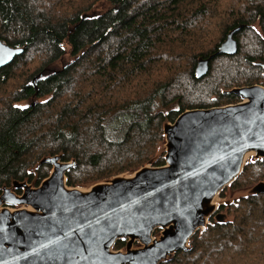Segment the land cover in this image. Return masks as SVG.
Here are the masks:
<instances>
[{
	"label": "trees",
	"instance_id": "obj_1",
	"mask_svg": "<svg viewBox=\"0 0 264 264\" xmlns=\"http://www.w3.org/2000/svg\"><path fill=\"white\" fill-rule=\"evenodd\" d=\"M238 28L237 53L218 54ZM0 40L24 49L0 70V196L15 181L39 186L45 157L76 163L69 187L137 171L161 150L165 123L264 86V0H0ZM201 58L209 72L198 78ZM19 67L28 75L5 92ZM113 114L130 117L115 136ZM263 165L250 159L229 190L264 181ZM231 206L229 224L211 220L166 264H264V194Z\"/></svg>",
	"mask_w": 264,
	"mask_h": 264
},
{
	"label": "water",
	"instance_id": "obj_2",
	"mask_svg": "<svg viewBox=\"0 0 264 264\" xmlns=\"http://www.w3.org/2000/svg\"><path fill=\"white\" fill-rule=\"evenodd\" d=\"M232 31L218 54L238 51ZM24 52L0 40V70ZM200 59L197 77L209 72ZM240 103L191 110L163 127L168 167H145L83 191L67 185L75 162L45 157L51 175L35 182H13L0 196V264H166L190 251L193 237L211 220L231 221L218 213L233 202L217 203L250 159H264V88L233 89ZM22 191L17 195L16 191ZM264 194V182L241 197ZM160 230V236L154 237ZM119 241L125 252L115 251ZM138 243L139 249H133Z\"/></svg>",
	"mask_w": 264,
	"mask_h": 264
},
{
	"label": "rangeland",
	"instance_id": "obj_3",
	"mask_svg": "<svg viewBox=\"0 0 264 264\" xmlns=\"http://www.w3.org/2000/svg\"><path fill=\"white\" fill-rule=\"evenodd\" d=\"M68 57H66V59H67ZM66 59L62 62V63H60V64H58V65H56V67L57 68H61V66L62 65H64V63H65V61H66ZM201 59H203V58H201ZM9 66H11V65H9ZM24 75V76H23ZM28 75V72L26 71V68H23V67H19V68H17L16 70H15V77L13 76L12 77V79H11V82L9 83V85L8 86H6L5 87V92H8V93H11V92H13V91H15L17 88H19L20 87V85L23 83V81H24V79L26 78V76ZM8 95H6L5 97H7ZM214 100H216V99H214ZM214 100H212V101H214ZM219 105H224V103L223 102H221V100H220V102L219 103H215V104H213L212 106H219ZM222 107V106H221ZM220 107V108H221ZM224 107V106H223ZM117 114H113V115H111L109 118H110V120H109V122H110V125H109V128H111V130L109 131L110 132V134L112 135V136H115L116 134V130L115 131H113L114 129H116L118 126H119V124L120 123H123V124H125V123H128L129 122V115H127V114H122L121 116V121L118 119V117L116 116ZM115 121H118V122H120L119 124H113ZM165 145H166V140L164 141V143L161 145L162 147H163V150L165 149ZM165 153L166 152H164V154H162L163 155V157L160 155L158 158H157V160L155 161V164H153V166L152 167H156L155 165H157L156 163H159L160 161H164V163H165V165H166V162H165V158H164V156H165ZM156 157V156H155ZM153 160V159H152ZM150 162V161H149ZM148 162V163H149ZM148 163H146L143 167H145ZM143 167H141V168H143ZM164 167V166H163ZM165 167H168V166H165ZM141 168H139V169H141ZM156 168H160V167H156ZM138 169V170H139ZM137 170V171H138ZM263 170H264V165H263ZM51 172H52V167L50 168V171H49V176L51 175ZM128 173H130V172H128ZM128 173H124L123 175H120V176H122V177H125V176H129V175H127ZM43 182V181H42ZM41 182V183H42ZM101 182H103V181H101ZM101 182H99V183H101ZM262 182H264V181H262ZM96 183H98V182H96ZM96 183H86V184H82V185H79V186H77V187H74V188H79V189H81V190H83V191H87L88 189H91V185H94V184H96ZM30 184V183H29ZM257 185V184H256ZM35 187H38L36 184H35ZM253 188V187H252ZM230 188L228 187L227 188V190H226V192H225V194H224V198L222 197V198H218L217 199V203H222L223 201H228V202H233V204H235L236 202H238V200H239V198L242 196V195H246L251 189H246V190H237V191H230L229 190ZM16 193H17V195H21L22 194V191L20 190V192L19 191H16ZM231 209V208H230ZM227 210L226 208L225 209H221V210H223V211H221V210H218V213H223V214H227L228 215V219L231 221L232 219H233V211H231V210ZM232 212V213H231ZM213 220V219H212ZM214 221V220H213ZM159 231V233L157 234V231H156V233H155V237H157V236H160V233H161V231L160 230H158ZM158 238V237H157ZM127 245V244H126ZM139 244L138 243H136L133 247V249H139ZM125 249L124 250H122V251H124L125 252V250H126V246L124 247ZM176 258V257H175Z\"/></svg>",
	"mask_w": 264,
	"mask_h": 264
},
{
	"label": "flooded vegetation",
	"instance_id": "obj_4",
	"mask_svg": "<svg viewBox=\"0 0 264 264\" xmlns=\"http://www.w3.org/2000/svg\"><path fill=\"white\" fill-rule=\"evenodd\" d=\"M254 86H259V87H262V88H264V86H261V85H254ZM248 87H252V86H248ZM239 99V98H238ZM241 102V100L239 99V101L238 102H236V103H234V104H237V103H240ZM230 105V104H229ZM223 107L224 105H219V106H213L212 108H220V107ZM226 207L225 206H222L219 210H221V209H225ZM231 208H232V206H231ZM221 211H223V210H221ZM155 237V236H154Z\"/></svg>",
	"mask_w": 264,
	"mask_h": 264
}]
</instances>
